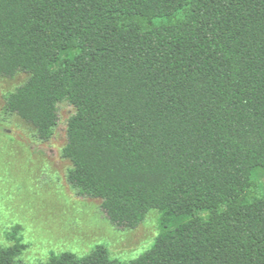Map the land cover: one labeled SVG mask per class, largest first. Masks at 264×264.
<instances>
[{
    "label": "trees",
    "instance_id": "trees-1",
    "mask_svg": "<svg viewBox=\"0 0 264 264\" xmlns=\"http://www.w3.org/2000/svg\"><path fill=\"white\" fill-rule=\"evenodd\" d=\"M4 109L51 139L75 107L67 181L121 228L161 211L139 257L41 264H264V0H0ZM21 227L0 264H22Z\"/></svg>",
    "mask_w": 264,
    "mask_h": 264
},
{
    "label": "rangeland",
    "instance_id": "rangeland-1",
    "mask_svg": "<svg viewBox=\"0 0 264 264\" xmlns=\"http://www.w3.org/2000/svg\"><path fill=\"white\" fill-rule=\"evenodd\" d=\"M27 78L26 73L0 77V247L14 244L8 233L20 226L27 245L22 264L47 262L53 252L84 256L100 244L112 258L139 257L161 232V211L151 209L137 227L121 228L110 221L99 199L74 189L67 181L72 163L62 157V149L75 107L59 103V122L48 141L4 109V96Z\"/></svg>",
    "mask_w": 264,
    "mask_h": 264
}]
</instances>
